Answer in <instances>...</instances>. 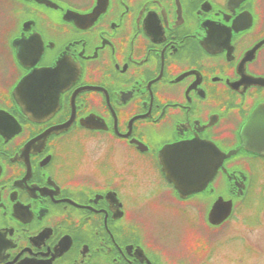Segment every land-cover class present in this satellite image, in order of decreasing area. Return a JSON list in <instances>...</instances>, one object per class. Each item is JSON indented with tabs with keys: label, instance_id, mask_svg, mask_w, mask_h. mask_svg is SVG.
Segmentation results:
<instances>
[{
	"label": "flooded vegetation",
	"instance_id": "af4514ba",
	"mask_svg": "<svg viewBox=\"0 0 264 264\" xmlns=\"http://www.w3.org/2000/svg\"><path fill=\"white\" fill-rule=\"evenodd\" d=\"M247 131L264 136V0H0V264H209L215 232L264 229ZM181 145L199 163L168 178Z\"/></svg>",
	"mask_w": 264,
	"mask_h": 264
},
{
	"label": "rangeland",
	"instance_id": "374dc122",
	"mask_svg": "<svg viewBox=\"0 0 264 264\" xmlns=\"http://www.w3.org/2000/svg\"><path fill=\"white\" fill-rule=\"evenodd\" d=\"M1 15L3 16V14ZM137 166L139 176L145 174L151 177L153 175L149 170L147 162L139 160L137 161ZM145 191L146 190H136L134 198L137 199L139 197V192ZM252 201L258 202L259 200L253 199ZM253 207L254 206H252V209ZM244 212V214H252V217L248 219V224L251 228H254L255 224L258 225L254 216L255 210H253L252 213L249 208H247ZM215 235L223 237L216 243L218 245H215L217 258H214L209 264H264V229L255 233V235H257L256 238H254L255 236H253V234H249L245 243L242 240L241 243L236 241L229 242L228 238L225 237L224 233L221 231L215 232L213 235L214 238H216ZM222 253L225 256L220 257Z\"/></svg>",
	"mask_w": 264,
	"mask_h": 264
},
{
	"label": "water",
	"instance_id": "95a60500",
	"mask_svg": "<svg viewBox=\"0 0 264 264\" xmlns=\"http://www.w3.org/2000/svg\"><path fill=\"white\" fill-rule=\"evenodd\" d=\"M243 135H245V134H243ZM243 135H242V139H243V143H244V146H245L246 149L248 147L253 146L255 148V150L254 149L253 150L250 149V151L264 154V150H263L264 147L262 148L260 146V141L264 140V136L261 135L259 131H247V135H245L247 140L244 139ZM259 135H260V139H259ZM227 157H229V155L228 156H224V157L222 156V158H227ZM163 171L166 174V176L169 178V174H168L167 168L164 167V166H163ZM173 184L175 185V188L178 189V191H179L180 187H181L180 183L179 182H174ZM192 192H194V191H191V193ZM220 202H221V200H219L217 202L218 204H216L214 206V208L219 207L220 206L219 205ZM224 206H223V208H220V211L223 212V213L216 214V213L211 212L209 214L208 220H209V223H211V225H214V226L221 225L223 222H225L228 219V217L231 214L232 206L230 204H228V203L227 204L225 203ZM222 210H224V211H222Z\"/></svg>",
	"mask_w": 264,
	"mask_h": 264
},
{
	"label": "snow or ice",
	"instance_id": "6c2138e0",
	"mask_svg": "<svg viewBox=\"0 0 264 264\" xmlns=\"http://www.w3.org/2000/svg\"><path fill=\"white\" fill-rule=\"evenodd\" d=\"M198 151L195 145H181L175 149H170L163 156V163L166 167H174L179 171L194 170L198 165L195 153Z\"/></svg>",
	"mask_w": 264,
	"mask_h": 264
}]
</instances>
